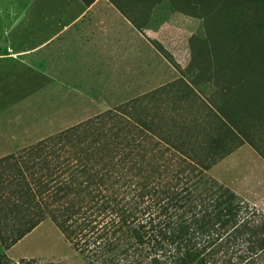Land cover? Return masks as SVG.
Returning <instances> with one entry per match:
<instances>
[{
	"label": "rangeland",
	"instance_id": "374dc122",
	"mask_svg": "<svg viewBox=\"0 0 264 264\" xmlns=\"http://www.w3.org/2000/svg\"><path fill=\"white\" fill-rule=\"evenodd\" d=\"M120 1L140 29L109 0H0V156L128 100L144 112L179 106L201 124L213 108L241 145L210 174L264 211V15L229 0L212 3L209 22L188 0ZM206 44L212 56L191 53ZM16 164L0 161V186ZM0 254L87 264L49 218Z\"/></svg>",
	"mask_w": 264,
	"mask_h": 264
},
{
	"label": "trees",
	"instance_id": "16d2710c",
	"mask_svg": "<svg viewBox=\"0 0 264 264\" xmlns=\"http://www.w3.org/2000/svg\"><path fill=\"white\" fill-rule=\"evenodd\" d=\"M109 1L142 27L123 2ZM188 2L209 22L212 3L229 4ZM234 2L264 15V0ZM199 48L212 56L207 44L191 53ZM128 101L0 158L17 163L0 186V245L49 218L87 264H264V211L210 174L241 145L221 111L205 110L201 124L179 106L144 112ZM0 264L15 263L0 254Z\"/></svg>",
	"mask_w": 264,
	"mask_h": 264
},
{
	"label": "crops",
	"instance_id": "0c3cea01",
	"mask_svg": "<svg viewBox=\"0 0 264 264\" xmlns=\"http://www.w3.org/2000/svg\"><path fill=\"white\" fill-rule=\"evenodd\" d=\"M7 154H10V153H7ZM6 155V154H5ZM5 155H3V156H5ZM0 157H2V156H0Z\"/></svg>",
	"mask_w": 264,
	"mask_h": 264
}]
</instances>
